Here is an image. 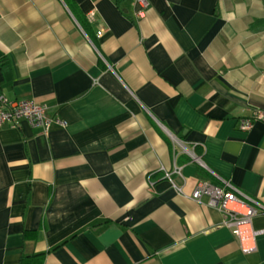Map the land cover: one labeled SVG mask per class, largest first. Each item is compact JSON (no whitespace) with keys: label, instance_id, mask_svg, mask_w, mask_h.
Here are the masks:
<instances>
[{"label":"crops","instance_id":"1","mask_svg":"<svg viewBox=\"0 0 264 264\" xmlns=\"http://www.w3.org/2000/svg\"><path fill=\"white\" fill-rule=\"evenodd\" d=\"M148 2L0 0V93L65 122L0 128V264H264L164 177L264 207V0Z\"/></svg>","mask_w":264,"mask_h":264},{"label":"built area","instance_id":"2","mask_svg":"<svg viewBox=\"0 0 264 264\" xmlns=\"http://www.w3.org/2000/svg\"><path fill=\"white\" fill-rule=\"evenodd\" d=\"M133 3L136 8L135 16L138 18L144 17L145 11L149 6L148 0H133ZM100 34L99 32L98 35ZM47 112L48 109L44 105H39L27 99L10 101L0 93V128L4 125L17 126L23 120L31 127L39 128L44 132L53 124L65 126V122L50 118ZM261 118L259 113H254L250 119L240 123V129L242 131L250 130L253 122ZM173 173L180 175V170L175 168ZM164 177L171 183L177 193L190 198L198 204H202L203 198H205L209 207L224 213L225 220L222 226L237 238L241 237L242 228L248 225L254 216L264 214V207L244 195H241L243 199H240L237 196V193L240 192L228 183H225L224 186H215L208 182H198L192 193L186 196L182 189L171 180L169 173H165ZM234 204L242 205L243 211L234 209ZM253 234H264V231H258ZM242 252L246 253L249 251L242 248Z\"/></svg>","mask_w":264,"mask_h":264}]
</instances>
